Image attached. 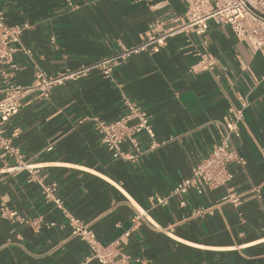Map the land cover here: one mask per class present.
<instances>
[{"label": "crops", "instance_id": "crops-1", "mask_svg": "<svg viewBox=\"0 0 264 264\" xmlns=\"http://www.w3.org/2000/svg\"><path fill=\"white\" fill-rule=\"evenodd\" d=\"M186 9L185 0H0L8 24L30 25L14 54L13 80L27 85L38 69L58 74L112 56L139 44L153 21L173 25ZM205 50L216 63L203 71L197 63ZM125 98L148 112L155 133L140 135L137 161L114 158L90 120L125 115ZM242 103L236 148L245 163L230 166L228 185L204 194L191 189L183 206L176 196L158 203L209 154L217 122ZM2 128L102 244L145 212L124 248L141 259L134 264H264V51L229 26L211 20L204 34L179 33L156 52L133 53L111 77L93 71L56 85L50 99L30 95ZM153 141L159 143L151 148ZM16 164L0 152V204L40 219L39 228L0 217V264H100L86 260L89 247L71 235L64 211L44 198L27 169L13 170ZM229 187L240 205L222 200Z\"/></svg>", "mask_w": 264, "mask_h": 264}, {"label": "built area", "instance_id": "built-area-1", "mask_svg": "<svg viewBox=\"0 0 264 264\" xmlns=\"http://www.w3.org/2000/svg\"><path fill=\"white\" fill-rule=\"evenodd\" d=\"M187 9L185 18L175 19L173 25L163 27L162 22L155 20L150 26V31L137 45L125 47L112 56L99 59L90 64L70 69L63 73L48 74L44 70H36L31 83L22 85L13 80L17 64L14 54L18 47H22V36L29 23L8 24L3 11H0V152L1 156L15 157L17 164L13 170L27 169L31 179L39 174V169L24 160V156L17 146L12 144L11 138L3 135L2 125L19 113L28 96L50 99L53 88L62 84L67 79L78 80L92 73L100 71L106 77H111L114 68L126 60L133 53L141 50L158 51L167 43V40L179 33L204 34L209 22L214 20L222 26H229L236 37L246 42L255 51H264V0H185ZM27 54L32 50L26 48ZM197 67L200 70H211L215 63V57L205 50L199 52ZM127 107L125 115L116 120H105L99 116H93L95 130L99 134L105 147L114 158L137 161L143 154L140 135L146 133L154 138L155 133L150 123V115L139 104L125 98ZM247 103L241 106H231L222 120L218 121L219 140L213 144L209 154L200 158L192 165L191 175L182 179L167 196L157 197L158 203H166L170 197H178L180 204H186L185 195L191 190L198 194H204L222 186H227L234 174L230 170L231 165H244V157L236 148V139L241 135V123L244 120ZM159 142L153 141L151 148ZM126 146V148H125ZM51 148V147H49ZM37 178V177H36ZM44 198L53 202L60 208L69 220L71 235L80 238L89 247V255L86 260H97L100 264H134L141 261L140 258H132L125 246L134 228L139 225L145 212H138L132 219V227L121 234L110 244H102L95 231L81 218L67 211L63 200L58 196V184L47 183L42 177H38ZM261 198V188H253ZM223 201H230L235 205L241 204V196L232 188H228L222 197ZM202 210V209H201ZM200 210V211H201ZM0 217L10 221H18L25 224H33L39 228L38 221L22 216L16 209L5 203L0 204Z\"/></svg>", "mask_w": 264, "mask_h": 264}]
</instances>
